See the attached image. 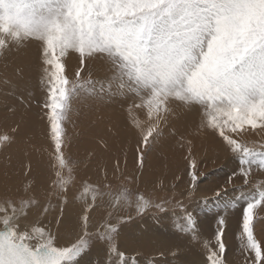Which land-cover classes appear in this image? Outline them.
Masks as SVG:
<instances>
[{"label":"snow or ice","instance_id":"snow-or-ice-1","mask_svg":"<svg viewBox=\"0 0 264 264\" xmlns=\"http://www.w3.org/2000/svg\"><path fill=\"white\" fill-rule=\"evenodd\" d=\"M30 40L40 45V83L47 93L43 107L54 146L55 179L49 195L61 204L67 203L76 168L64 153L63 125L81 91L96 98L128 93L139 98V104L129 107V116L140 133L141 167L144 149L160 135V125L172 113L173 104H179L196 109L200 115L196 132H212L237 161L228 183L240 176L247 185L254 172L264 175V0H0V56ZM69 53H76L80 62L73 79L66 74ZM97 58L110 74L82 80L86 62ZM19 102L26 103L23 96ZM133 109H143L145 119ZM18 130L17 125L12 132ZM13 142L14 135L0 134V148ZM103 144L107 147L106 141ZM181 147L188 153L187 194L191 195L201 178L198 161L192 140ZM222 191L217 190L216 197ZM76 198L82 204L80 232L60 245L41 219L52 205L41 204L31 183L22 195L5 192L0 198V264H83L81 258L94 241L114 257L111 264H137L135 257L120 250L123 218L113 222L115 210L134 203L138 214L150 207L163 212L169 203L154 204L126 186L114 193L108 184L88 182ZM105 198L107 214L92 226L91 213L102 207ZM245 201L239 251L244 264H264V238L254 231L256 216L264 211V183ZM176 203L187 222L180 231L197 240L195 216L182 201ZM226 227V215L219 216L214 237L203 242L205 264H230Z\"/></svg>","mask_w":264,"mask_h":264},{"label":"rangeland","instance_id":"rangeland-1","mask_svg":"<svg viewBox=\"0 0 264 264\" xmlns=\"http://www.w3.org/2000/svg\"><path fill=\"white\" fill-rule=\"evenodd\" d=\"M39 47L38 41L30 40L25 42L22 47H12L8 51L9 53L6 52L5 55L0 56V61L2 62L0 64V112L1 114H3L2 111L10 113L14 109L12 115L16 113L17 116V111L20 110L23 115L17 122L20 123L22 118L25 119L21 127L24 130V135H28L29 133L32 134V137L35 135V140L37 139L36 143L39 145H33V147L36 150H47L49 158H52L51 153L53 152L54 146L51 140L49 121H46L48 120L45 114L46 109L43 107L47 100V93L46 89L40 83L41 61ZM7 62H10L13 67L11 68V65L9 63L7 64ZM65 64L66 68L68 67L66 74L69 76V79H73L75 71L80 67L78 55L76 53H69L65 59ZM5 67L8 69L6 70ZM109 74L107 65L102 59L97 58L86 62L81 73V79L100 80ZM21 96L24 97L25 104L19 102V97ZM139 103V98L131 93L96 98L89 95L87 91H81L79 96L74 99L72 112L63 125L64 130H66L64 131V153L76 165L74 172L75 182L69 187L67 203L61 204L57 197L49 195L51 192V183L55 179L52 166L53 160H51L50 168V171L53 172L52 179L50 181L45 179L46 181L42 183L41 179L43 180V178L39 177L42 173L41 165L37 164V168L34 169L36 166L33 167L32 162H35V160L31 161L30 156L23 157L22 161L18 160L14 155L15 152L11 151L12 148H8L11 151L9 156L12 159H16L14 162L17 164L14 166L19 171V176H16V178L21 176L22 180L20 186L14 192L10 193H19L22 195L24 189L31 183L32 193L36 195L41 204L47 205L49 202L51 203L52 207L47 214L41 216V219L46 225H48L47 222L50 223L48 227H52L51 230L58 238L57 243L60 245L74 240L76 234L80 232V230L74 232V229H68L63 224L62 219L67 209L80 206L79 204L81 203L76 197L80 194L82 185L85 182L97 185L108 184L114 193L121 186H126L133 193L137 191L143 193L154 204L167 200L169 203L165 205L166 211L163 212L156 207H150L142 214H138L133 203L132 206L117 208L112 217L113 222H116L118 217L123 218L120 221L121 233L127 223L142 222L141 225H135L137 228H133V234L129 233V238L121 241V233L118 236L119 246L120 244L122 245L120 249H126L127 247V251H130L129 254L132 257H136L134 250L139 247V249L146 250L147 256L149 255L153 259H157V256L158 259L160 257L164 259V257L170 258L173 256L177 258L173 253L170 254L168 249L174 248L177 250L182 246L183 251H187L194 257L187 259V257L178 256V258L180 257L179 259L182 258L181 260L184 259L185 261L177 262L175 260L179 259L174 258V260H171L170 258L169 260H164L165 264H182L181 262L183 264H205L206 253L202 243L214 237L219 216L226 215L227 227L225 229L224 239L228 247V252L226 253L227 258L230 264H244V257L239 251V233L242 230L240 223L242 221L243 207L246 202L245 198L249 193L254 191L257 185L264 183V175H261L259 171L254 172L247 185L244 184L243 178L240 176L234 177L232 182L228 183V176L232 172L237 171V161L233 159L232 154L223 145L219 137L215 136L212 132H196L200 122V115L196 109H187L179 104H173L172 113L160 125V135L154 143L150 141V146L144 149L143 166L141 167L138 163L137 153L140 133L132 125L129 116V107ZM8 104H12L13 107H7ZM7 113H4V115H7ZM133 113L138 115L141 120L145 119L143 109H133ZM11 120L12 118L7 125L12 124ZM91 120L90 125L88 122ZM93 127L94 129H92ZM4 128H6L5 125L0 126V134H13L9 127ZM76 129L79 132V136L77 135L78 132ZM249 139H257V137H250ZM187 140H192L193 142V153L198 161L201 176L197 190L191 195L187 194L189 187V177L187 175L188 153L186 147H181V143ZM104 141L107 142V147H104ZM11 144L7 146L10 147ZM3 148H0V151H3ZM27 160L29 161L27 162ZM9 162L8 158L0 159L1 174L9 166ZM117 162L119 163L118 168L116 167ZM11 166L13 165L11 164ZM29 166L31 171L27 172ZM12 170L10 172L13 174L17 173L15 169ZM105 171L107 172V180L104 177ZM1 184L0 182V192H2L0 193V198L3 197L5 192H8L7 187L2 188ZM11 188L12 186L10 185V190L12 191L13 189ZM219 189H225V191H222L220 196L216 197V192ZM205 199L208 201L206 204L203 203ZM177 201H182L183 207L195 216L197 221V240H192L190 233L180 231V227L186 226L187 222L184 219L185 213L177 206ZM199 204L200 207L198 206ZM80 207L81 209H76L82 213V206ZM61 208H63L62 218H60ZM108 208L107 198H105L102 207L98 210L94 209L91 213V217L93 218L90 224L95 225L94 222H97L102 216L107 214ZM129 217L131 218L128 219ZM58 218H60L59 224L56 223ZM80 218L79 222L81 220ZM143 225H146L148 228L146 226L144 228ZM157 226L159 227L158 229L156 228ZM145 229L149 230L146 231ZM92 230L93 228L90 227L89 231ZM139 230H142V232H139ZM254 231L258 238H264V211L258 212L254 223ZM70 233L73 235H70ZM139 236L142 237L140 238ZM165 240L166 244L164 242ZM96 243V241L93 242L88 252ZM142 243H146L147 245H142ZM164 244L166 245L167 251H164V248L162 249ZM195 245L198 249L195 248ZM161 251H164V254ZM88 252L83 254V256ZM165 252L168 253L166 254ZM100 254H98L99 256L97 255L98 260L96 259L95 263L92 259H87L83 264H111L110 262H112L113 258L107 254L106 250H102Z\"/></svg>","mask_w":264,"mask_h":264},{"label":"bare ground","instance_id":"bare-ground-1","mask_svg":"<svg viewBox=\"0 0 264 264\" xmlns=\"http://www.w3.org/2000/svg\"><path fill=\"white\" fill-rule=\"evenodd\" d=\"M8 52V51H7ZM9 53V52H8ZM12 54V53H11ZM5 55V54H4ZM10 57H11V55H10ZM23 57V56H22ZM25 57V56H24ZM3 59V58H2ZM21 59V58H20ZM4 60V59H3ZM6 61H8V60H6ZM4 62V61H3ZM2 62L0 61V64H1ZM10 64V62H7V64ZM12 63H14V62H12ZM34 64V63H33ZM36 64V63H35ZM38 64V63H37ZM3 65V64H2ZM11 65V64H10ZM9 65V66H10ZM32 65V64H31ZM71 65V64H70ZM73 65V64H72ZM18 66V65H17ZM36 66V65H35ZM3 67H4V65H3ZM13 67V65H11V68ZM33 68V67H32ZM5 69L7 70L8 68L7 67H5ZM4 69V70H5ZM66 69H68V67L66 68ZM70 70H71V68H70ZM74 70V69H73ZM67 72V71H66ZM69 77V76H68ZM28 81V80H27ZM17 84H18V82H17ZM13 88V87H12ZM10 106H12L13 107V105L12 104H8L7 105V107H10ZM6 110V109H5ZM2 113L3 114H1V112H0V126L1 125H5V127L7 128V127H9L10 128V130H11V132H12V129L15 127V126H17L18 125V128H19V130H18V132H16V133H13L12 135H14V142H13V144H11V146L10 147H8V146H6L5 148H3V151H0V159L1 158H8L9 159V166L8 167H6L3 171H2V174L0 173V182L2 183L1 184V186H2V188H4L5 186L7 187V191L8 192H14L19 186H20V184H21V180H22V178H21V176L19 177V178H16V176H19V171L16 169V167L14 166L15 164H17L16 162H14V161H16V159H12V158H10V156H9V154L11 153V151H14L15 152V156L18 158V160H23V157H29L30 156V160L31 161H33V160H35V162H32V165H33V167L34 166H36L34 169H36L37 168V164H40L41 165V167H42V173L39 175V177L40 178H43V180L41 179V181H42V183L44 182V181H46V180H48V181H50L51 179H52V175H53V172H51L50 171V168H51V160H52V158H49V155H48V153H47V150H45V151H42V149H35V147H33V145L34 146H37V145H39V144H37L36 143V140H35V135L32 137V134L31 133H29L28 135H24V130H22L21 129V127H22V125L24 124V121H25V119L24 118H22V120H21V122L19 123V122H17L18 120H20V118H21V116L23 115V113L20 111V110H18L17 111V116H16V113L14 114V115H12V113H13V110L12 111H10V113H7L6 111L5 112H3L2 111ZM4 113L6 114L7 113V115H4ZM26 115V114H25ZM33 115H35V114H33ZM14 116H16V117H14ZM26 117L27 118H29L27 115H26ZM12 118V120H11V125H7L8 123H9V120ZM44 118H45V116H44ZM30 119V118H29ZM45 120H46V118H45ZM93 120V119H92ZM92 120L90 121V122H88V123H90V125H91V122H92ZM34 121V120H33ZM46 121H49V120H46ZM82 121H84V120H82ZM45 122V121H44ZM94 122V121H93ZM81 125V124H80ZM86 125V124H85ZM93 125V124H92ZM89 126V125H88ZM47 127V126H46ZM49 127V126H48ZM91 127V126H90ZM94 127H96V126H94ZM94 127L92 128V129H94ZM6 128H4V129H6ZM47 129H49V128H47ZM79 129V128H78ZM88 130V129H87ZM27 131V130H26ZM25 131V132H26ZM64 131H66V130H64ZM76 131H77V129H76ZM78 132V131H77ZM85 132H86V130H85ZM80 133H81V131H80ZM94 133V132H93ZM99 133V132H98ZM98 133H96V134H98ZM95 134V135H96ZM78 136H79V132H78V134H77ZM76 135V136H77ZM81 135V134H80ZM85 135V134H84ZM81 136H83V135H81ZM80 136V137H81ZM91 136H93V137H95L94 135H91ZM100 136V135H99ZM79 137V138H80ZM90 137V136H89ZM107 137V136H106ZM37 138V137H36ZM91 138V137H90ZM98 138V137H97ZM40 139V138H39ZM89 139V138H88ZM51 141V140H50ZM91 141V140H90ZM33 147V148H32ZM1 148V149H2ZM8 148H12V150L10 151V149H8ZM35 157V158H34ZM34 158V159H33ZM36 158H37V161H36ZM3 161V160H2ZM29 160H27V162H28ZM19 163V162H18ZM11 164L13 165V166H11ZM26 164V163H25ZM32 167V168H33ZM18 169H19V167H17ZM12 169H15V171H17V173H15V174H13L12 172H10V171H13ZM26 169V168H25ZM24 170V169H23ZM27 170V169H26ZM52 170V169H51ZM54 170V169H53ZM27 172H28V170H27ZM79 173H80V170H79ZM49 176V177H48ZM13 179V180H12ZM46 179V180H45ZM101 179V178H100ZM12 180V181H11ZM26 180V179H25ZM107 180V179H106ZM9 181H11V182H9ZM101 181V180H100ZM47 184V183H46ZM46 184H44V185H46ZM10 185L12 186V188L11 189H13L12 191L10 190ZM145 186V185H144ZM48 187V186H47ZM175 188H176V186H175ZM179 188V187H178ZM172 190V189H171ZM0 193H2V192H0ZM198 197H200V196H198ZM201 201H203V200H201ZM200 201V202H201ZM198 204V203H197ZM80 206H82L81 204H79ZM80 206H78V207H76V208H78V209H81V207ZM199 207H200V204L198 205ZM201 206H204V205H201ZM76 208H73V209H71V208H69V209H67V211H65L64 213H65V215H64V217H63V224L64 225H66V227L68 228V229H74V232H78L80 229V222H79V218H80V215H81V213L79 212V210H77ZM82 212V211H81ZM95 214V213H94ZM101 217V216H100ZM145 217H147L146 215H145ZM151 217V216H150ZM93 218V217H92ZM153 218V217H152ZM81 219V218H80ZM146 219V218H145ZM148 219H149V217H148ZM142 220H144V219H142ZM55 221V220H54ZM95 221V220H94ZM152 221V220H151ZM95 224L97 223V222H94ZM141 223L142 222H140V223H133V224H128L127 223V225H125L124 227H123V225H122V227H123V232L121 233V237H120V240L122 241V240H124L125 238H129V233H132L133 234V228L135 227V225H141ZM147 223V222H146ZM151 223V222H150ZM47 224L49 225L50 223H48L47 222ZM92 224V223H91ZM149 224V223H148ZM153 224V223H152ZM241 224V223H240ZM92 226H94V224L92 225ZM144 226V225H143ZM146 226V225H145ZM145 226H144V228H145ZM151 226V225H150ZM240 226V225H239ZM50 227V226H49ZM147 227V226H146ZM52 228V227H51ZM137 227H135V229H136ZM140 228V227H139ZM143 228V229H144ZM148 228V227H147ZM146 228V229H147ZM157 229L159 228L158 226L156 227ZM239 228V227H238ZM142 229V228H141ZM145 229V230H146ZM153 229H154V227H153ZM78 230V231H77ZM144 230V231H145ZM149 230V229H148ZM148 230H146V231H148ZM151 230V229H150ZM169 231V230H168ZM58 232V231H57ZM138 232V231H137ZM139 232H142V230L140 231L139 230ZM155 232V231H154ZM152 233V232H151ZM150 233V234H151ZM156 234H157V232H156ZM155 234V235H156ZM199 234V233H198ZM70 235H73V234H71L70 233ZM75 235V234H74ZM131 235V234H130ZM145 235V234H144ZM154 235V234H153ZM133 236V235H132ZM137 237V236H136ZM140 238L142 237V236H139ZM144 237V236H143ZM146 237H147V235H146ZM150 237H152V236H150ZM155 237V236H154ZM157 237V236H156ZM64 238V237H63ZM134 238V237H133ZM157 238H159V237H157ZM61 239V238H60ZM67 239V238H66ZM132 239V238H131ZM146 239V238H145ZM57 241H58V238H57ZM62 241V240H61ZM135 242H136V240H134ZM146 241H147V239H146ZM199 241H201L200 239H199ZM198 241V242H199ZM125 242V244H126V241H124ZM123 242V243H124ZM129 242V241H128ZM165 242V244H166V240L164 241ZM62 243V242H61ZM66 243V242H65ZM152 243V242H151ZM163 243V242H162ZM161 243V244H162ZM202 243V242H201ZM137 244V243H136ZM146 244V243H145ZM145 244H143L142 243V245H145ZM157 244V243H156ZM164 244V247H162V249L164 248L165 250L164 251H167V249H166V245ZM203 244V243H202ZM126 245H128V243L126 244ZM147 245V244H146ZM153 245V244H152ZM168 245V244H167ZM170 245V244H169ZM122 245L120 244V247H121ZM131 246V245H130ZM133 246H134V248H135V245L133 244ZM132 246V247H133ZM203 246V245H202ZM126 247V246H125ZM129 247V246H128ZM138 247V246H137ZM151 247V246H150ZM183 247V246H182ZM182 247H180V249L178 248L177 250L176 249H174V248H169L168 249V251H169V253L171 254V253H173L174 255H176L177 256V258H175L174 256L173 257H170L171 258V260H174V258L175 259H179L181 256H184V257H187V259H189V257H191V258H194L193 257V255H191L190 253H188L187 251H183L182 250ZM146 248V247H145ZM177 248V247H176ZM186 248V247H185ZM185 248H184V250H185ZM195 248L196 249H198V247L195 245ZM132 249V248H131ZM131 249H129V250H131ZM161 249V248H160ZM204 249V248H203ZM102 250H106V248H105V246L104 245H102V244H100L99 242H97L94 246H93V248L86 254V255H84V256H82V261L84 262L85 260H87V259H92V261H94V263L96 262V259H97V255L98 254H100V252L102 251ZM120 250H122V251H125L129 256H132V255H130L129 254V252L130 251H127L128 249H127V247H126V249H124V248H122V249H120ZM143 249H139V247L138 248H136L134 251H135V253H136V260H137V264H165V261L164 260H169L170 258H167V257H164V259H162L161 257H160V259H158V256H157V259H153V258H151V256H147V253L143 250ZM148 250H151V249H149L148 248ZM194 250V249H193ZM132 251H133V249H132ZM164 251L162 252L161 251V253H163L164 254ZM107 252V251H106ZM151 252H152V250H151ZM160 253V252H159ZM166 253V252H165ZM168 253V252H167ZM166 253V254H167ZM176 253H178V254H176ZM153 254V253H152ZM101 255V254H100ZM104 255H105V253H104ZM109 255V254H108ZM151 255V254H150ZM99 256V255H98ZM103 256V255H102ZM106 256V255H105ZM110 256V255H109ZM108 256V257H109ZM164 256V255H163ZM178 256H180L179 258H178ZM198 256V255H197ZM111 258H113L114 259V257L113 256H110ZM109 257V258H110ZM134 257V256H133ZM153 257H154V255H153ZM107 259V258H106ZM182 259V258H181ZM181 259H179V260H175V261H177V262H180V261H183V260H181ZM98 260V259H97ZM109 260V259H108ZM107 260V261H108ZM112 260V259H111ZM89 261H91V260H89ZM185 261V260H184ZM189 261V260H188ZM98 262V261H97ZM86 263V262H85ZM91 263V262H90ZM99 263V262H98ZM106 263V262H105ZM111 263V262H110ZM182 264H183V262H181Z\"/></svg>","mask_w":264,"mask_h":264}]
</instances>
